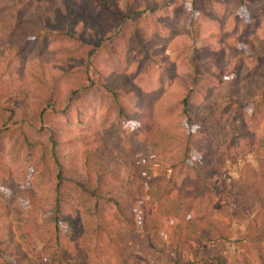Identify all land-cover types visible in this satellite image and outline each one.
Instances as JSON below:
<instances>
[{"label":"trees","instance_id":"1","mask_svg":"<svg viewBox=\"0 0 264 264\" xmlns=\"http://www.w3.org/2000/svg\"><path fill=\"white\" fill-rule=\"evenodd\" d=\"M86 1L0 0V109L6 97L34 113L27 128L8 119L0 131V264H125L120 234L137 228L140 201L157 205L174 226V256L164 264H180L176 256L189 242L214 243L192 264H227L215 245L226 239L223 228L209 218L216 190L209 174L250 153L264 160V132L236 138L242 132L213 103L225 90L240 114L256 103L255 115L264 118V0H192L190 11L188 0H101L123 15L119 30L84 11ZM127 23L138 34L139 54L162 69L149 87L143 60L146 77L138 80L101 70L100 49ZM191 31L203 43L197 58L188 56ZM43 32L60 42L30 56V42L46 44ZM78 94L83 109L107 105L94 126L77 135L50 118L38 127L45 113ZM121 120L139 127L127 134ZM30 154L31 174L14 165ZM157 164L171 174L155 176ZM253 178L240 182L241 200L256 206L263 188Z\"/></svg>","mask_w":264,"mask_h":264},{"label":"rangeland","instance_id":"2","mask_svg":"<svg viewBox=\"0 0 264 264\" xmlns=\"http://www.w3.org/2000/svg\"><path fill=\"white\" fill-rule=\"evenodd\" d=\"M191 3L192 0H188L186 3L188 11L192 9ZM206 4L209 5V1ZM126 6L125 4H119V7L123 11L127 10ZM84 8V11H87L88 14L97 12L96 18L116 28L118 26L117 30L120 29L119 26L124 24L123 15L120 17L118 14L110 11L101 0H87ZM219 9L224 13L225 7L221 6ZM195 13L192 15V18L197 16V13ZM128 24L126 25L131 26ZM125 26L123 27V31H121V35L114 36L113 39L108 40L102 46V49H100L102 52L100 56L101 70L103 69V75L108 78L118 73H125L138 80L146 77L142 74L141 68H139V61L143 60V62L149 64V72L152 75L144 79L145 83L143 82L146 87H149L153 82H157L160 76L157 71L162 69L155 67L148 59L139 54L137 32L132 26L130 29ZM191 33L192 37L190 38L188 56H196L197 58L200 55L197 56L195 51L196 49L200 50L203 43L195 39L193 31ZM40 36L47 38L46 44L39 46L41 39L30 42L26 48V52L30 56H34L37 49L46 51L52 47L55 48L56 44L60 42L56 41L52 43L53 40L58 39L54 38L57 37L56 35L49 32H43ZM36 43L37 45H35ZM67 45L68 43L63 44V46ZM240 54L245 56L241 51ZM190 77H193V75H190ZM7 78L8 73L5 74L3 80L5 81ZM165 86V91L169 92L170 85L167 82H163V87ZM79 96L78 94L74 97V103L71 105L67 103L57 106L55 110H51L50 115L45 113L42 120H37L38 127L49 124L50 118L52 121L60 122L63 126L71 128L77 135L80 133L81 128H88L89 125L94 126L95 120L99 118V115L106 113L107 105L102 107L98 103H94L96 105L93 104L87 107L86 110L80 107L81 103L77 101ZM229 97L230 94L223 90V92L216 94L213 106L217 109L218 113L225 115L229 127L237 130L240 129L242 133L236 134V138H241V135L247 133L264 132V118L260 120L255 115L256 103L249 106L245 110L246 114L242 115L237 108L238 105L234 104L233 100ZM5 100L6 97L3 98L0 109V131L5 129L2 123L8 119L12 120V122L17 121L27 128V122L33 117L34 113L28 112L23 103ZM200 107L198 105V108ZM54 115H57L58 118L55 119ZM121 121L122 129L127 134H134L139 127V123L137 122ZM110 133V131H103V134L110 135ZM112 133V138L116 141V145H118L121 142L120 137L116 130L112 131ZM233 133H235V130H233ZM101 137H98V139ZM69 152V149L65 150V154ZM34 160L33 155L30 154L24 160L15 162L14 165L26 168V171H29L31 174L36 167ZM159 166L158 164L152 166V172L155 176L161 174V176L168 177L171 174L168 165ZM209 175L214 176L216 184L214 197L211 195L213 199L209 207L211 212L209 218L215 219L222 226L226 236L225 240H221L220 243L217 242L215 245L218 246L227 264H261V252L264 253V160L262 156L258 153H250L244 159L228 160L220 172H212ZM251 176L254 177L255 183L260 189L263 188L256 206L253 201L245 203L241 200L242 184L240 182L245 181L246 178L250 179ZM129 178H133V176ZM110 214L111 217L114 214L113 218H115L114 210ZM135 219L137 228L134 231L124 230L120 234L126 255L125 264L166 263L168 257L174 256L171 246L174 226L168 218L162 215L157 205L146 203V201L137 203ZM204 219L206 220L208 217L206 216ZM115 224L117 225V223ZM184 246L185 249L180 251L178 256H176V261L180 262V264H192L194 261L193 256L196 253L200 251L209 252L213 249L214 243L198 245L195 242H189ZM205 264L218 263L208 260Z\"/></svg>","mask_w":264,"mask_h":264}]
</instances>
